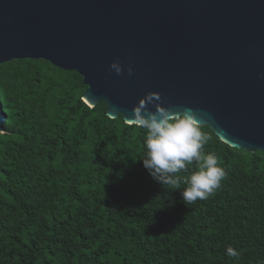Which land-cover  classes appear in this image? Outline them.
Listing matches in <instances>:
<instances>
[{
  "label": "trees",
  "instance_id": "1",
  "mask_svg": "<svg viewBox=\"0 0 264 264\" xmlns=\"http://www.w3.org/2000/svg\"><path fill=\"white\" fill-rule=\"evenodd\" d=\"M85 90L44 60L0 64V264H264L263 152L202 126L226 174L187 203L183 183L144 168L143 130L87 106Z\"/></svg>",
  "mask_w": 264,
  "mask_h": 264
},
{
  "label": "water",
  "instance_id": "2",
  "mask_svg": "<svg viewBox=\"0 0 264 264\" xmlns=\"http://www.w3.org/2000/svg\"><path fill=\"white\" fill-rule=\"evenodd\" d=\"M25 59L77 72L82 101L110 119L130 125L157 92L229 147L264 153V0H0V64ZM5 119L0 103V132Z\"/></svg>",
  "mask_w": 264,
  "mask_h": 264
},
{
  "label": "clouds",
  "instance_id": "3",
  "mask_svg": "<svg viewBox=\"0 0 264 264\" xmlns=\"http://www.w3.org/2000/svg\"><path fill=\"white\" fill-rule=\"evenodd\" d=\"M117 75L122 74L119 62L109 65ZM128 76L133 69L127 68ZM161 97L157 92H148L132 108L131 118L126 123L142 129L145 148L142 164L150 176L157 182L179 188L183 200L192 203L207 199L221 186L225 170L214 152H206L205 146L212 136L203 130L202 120L192 108L174 110L161 106ZM149 105L154 106V111ZM196 165L195 170L189 169ZM187 177L182 173H189ZM226 254L239 257L240 253L229 246Z\"/></svg>",
  "mask_w": 264,
  "mask_h": 264
}]
</instances>
